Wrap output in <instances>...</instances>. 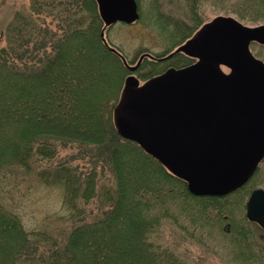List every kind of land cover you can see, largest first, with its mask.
I'll return each mask as SVG.
<instances>
[{"label": "trees", "instance_id": "trees-1", "mask_svg": "<svg viewBox=\"0 0 264 264\" xmlns=\"http://www.w3.org/2000/svg\"><path fill=\"white\" fill-rule=\"evenodd\" d=\"M30 2L40 12L71 7L76 14H88L89 19L84 26L64 30L52 57L36 71L17 67L15 59L22 57L0 50V264H21L37 250L31 238L47 237L43 232L26 231L1 194L5 180L19 171L29 172L34 158L56 157L54 140L97 148L93 158L110 166L114 188L110 206L85 222L84 206L96 197L97 171L79 172L66 163H56L36 172L42 184L62 189V207L76 222L46 264H180L152 246L159 220L181 215L192 222L203 220L204 216L194 212L205 214L221 202L227 206L225 198L237 194L241 186L222 201L223 197L193 196L185 181L139 145L119 136L112 118L118 92L108 96L114 86L123 84L125 68L121 57L100 36L104 24L94 0ZM217 2L240 21L264 23V0ZM196 28L169 35L172 40L179 36L173 46L189 38ZM108 81L107 87L101 85Z\"/></svg>", "mask_w": 264, "mask_h": 264}, {"label": "rangeland", "instance_id": "rangeland-1", "mask_svg": "<svg viewBox=\"0 0 264 264\" xmlns=\"http://www.w3.org/2000/svg\"><path fill=\"white\" fill-rule=\"evenodd\" d=\"M136 2L138 20L131 24L116 22L107 28L103 26L101 32H104L107 45L113 52H119L130 66L135 65L139 57L146 55L147 58L140 60V75L129 74L122 61L125 68L122 79L125 81L129 74L134 76L139 84L163 73L169 67L178 69L194 63L196 59L188 55L185 57L172 54V58L169 56L189 40L202 25L216 17L230 16L249 27L264 24L240 21L235 15L225 13L217 0H136ZM75 12L71 7L40 12L32 8L30 0H0V50L12 51L15 58L21 56V60L15 59L17 67L24 66L30 71L38 70L52 57L64 30L69 31L78 24L84 26L88 22V14L82 16ZM195 26L197 28L189 38L173 46L179 36L172 40L169 39V35L174 33L183 35L186 28ZM249 50L264 64V45L252 42ZM164 56L167 58L165 61L158 60ZM158 68L161 71L155 73ZM222 71L228 72L225 68H222ZM124 81L120 88L119 85L114 86V92L108 96L110 98L118 92V99L112 107V118L113 108L120 99ZM101 85L107 87L110 82ZM54 143L57 147L54 159L36 157L29 172L14 173L3 184L2 201L9 210L18 215L24 229L31 233L43 232L47 235L38 239L31 238L37 250L21 264L49 263L50 256L63 241L65 242L69 232L76 225V222L68 218V212L62 207V189L38 181L36 178L38 170L56 163H66L79 172L96 170V197L84 206L83 221H91L110 206L108 199L114 188V178L109 165L93 158L98 149L89 144L70 141L54 140ZM258 188L264 190V157L258 162L249 179L243 186L241 185L237 194L231 193L225 198L227 206L221 202L217 209H207V214L194 212L193 215L204 216V221L192 222L184 215L179 219L172 216L162 217L157 232L152 234V246L159 247L171 257L170 261L176 258L180 264H264V231L246 218L244 208L250 192ZM212 219H215V222ZM241 252L251 253L250 258H240L238 254Z\"/></svg>", "mask_w": 264, "mask_h": 264}, {"label": "water", "instance_id": "water-1", "mask_svg": "<svg viewBox=\"0 0 264 264\" xmlns=\"http://www.w3.org/2000/svg\"><path fill=\"white\" fill-rule=\"evenodd\" d=\"M95 2L105 27L139 18L136 0ZM252 42L264 45V24L216 17L170 54L183 52L194 63L142 84L127 76L113 108L119 136L185 181L193 196L227 195L264 157V64L251 54ZM244 208L264 230V190H252Z\"/></svg>", "mask_w": 264, "mask_h": 264}, {"label": "flooded vegetation", "instance_id": "flooded-vegetation-1", "mask_svg": "<svg viewBox=\"0 0 264 264\" xmlns=\"http://www.w3.org/2000/svg\"><path fill=\"white\" fill-rule=\"evenodd\" d=\"M118 54H119V52H118ZM177 54H180V55H184L185 57L187 56L185 53H183V52H178V53H176V54H173V55H177ZM173 55H171V56H169V57H173ZM119 56L121 57V59H122V61L125 63V66L127 67V70H128V73L129 74H133V75H135V73H136V75L138 74V75H140V62L144 59V58H147V57H145L146 55L144 54V56H143V58L141 59V61H140V57H139V59H138V61L136 62V64L135 65H133V66H130L128 63H127V61H126V59L121 55V54H119ZM189 57V56H188ZM165 59H167V58H165V56L164 57H160V58H158V60H164L165 61ZM131 67H135V68H133V69H131ZM170 68V67H169ZM168 69V68H167ZM167 69H165V70H167ZM164 70V71H165ZM129 74L127 75V76H129ZM249 179V178H248ZM247 181V180H246ZM238 256L240 257V258H242V259H248V258H250V256H251V253H243V252H241V253H239L238 254ZM251 260V259H250Z\"/></svg>", "mask_w": 264, "mask_h": 264}]
</instances>
